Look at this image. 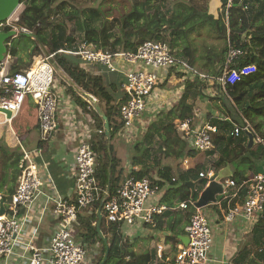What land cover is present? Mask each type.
Returning a JSON list of instances; mask_svg holds the SVG:
<instances>
[{
    "label": "trees",
    "instance_id": "1",
    "mask_svg": "<svg viewBox=\"0 0 264 264\" xmlns=\"http://www.w3.org/2000/svg\"><path fill=\"white\" fill-rule=\"evenodd\" d=\"M74 1L22 0L25 9L20 16L19 25L34 33L35 39H31L33 44L28 49L29 52L33 50L34 53L44 54L46 52L48 55H54L53 64L56 69L62 70L78 87L105 103L104 113L110 122V137L104 134L99 135L101 141L98 139L99 143L92 141L91 144L93 150L98 154L96 178L101 187L106 191L108 190L110 196H113L124 180L125 173L121 160L111 142L122 126L119 121L121 120L120 112L121 107L127 101V97L125 95L116 100L115 93L118 89L115 85H111L110 89L106 88L100 77H94L81 68L78 56L67 54L69 51L74 52L77 43V38L74 35L75 30L70 32L68 21L74 20V18H82L84 10L81 13L77 11L74 14H66L68 21L54 23L50 22V18L53 11H59V8L65 9ZM119 1V4L121 3L119 8L109 6L103 9L105 6H101L100 8L90 9L92 16L90 20L101 21V27L99 29L87 28L83 40L95 45L98 51L108 54L135 53L139 45L146 41L164 42L170 46L177 58L187 62L194 68L198 67L199 60H203L202 67L205 68V71L199 72L195 79L187 80V93L181 103L186 105V101L191 95L205 96L203 90L207 88L209 83L215 81L214 88L219 91L217 100L221 104L218 109L222 115L227 116L231 121L223 122L217 118L211 120V125L216 126L219 130L218 134L214 136V150L209 153L210 155H214V152L219 154L218 159L211 162L212 167L216 173L227 167H234L236 171L229 179L237 185L247 183L250 179L248 170L254 173L257 172L255 169L256 163L264 157V147L255 143L256 146L250 148L247 134L235 138L231 136V132L234 123L244 125L243 118L247 119L246 121L253 127L255 132L264 139V0H219V8L216 12H213L209 6L211 0ZM165 7H170V9L165 10ZM117 27H119L121 35L119 38L112 40L110 34ZM201 27H205L209 32L211 31L214 38L219 40L218 46L206 49L208 57L205 60L204 56L202 58L196 57L197 50L190 41L192 35ZM47 30L52 31L48 36L45 34ZM8 43L12 44L8 48V55L17 56L19 46L14 41ZM229 46L243 53L238 65H235L233 69L240 72L242 67L251 65L255 66L257 70L256 73L244 76L241 81L228 86L225 93L216 79L221 76ZM181 49L183 50L178 53V50ZM216 65L219 67L217 68ZM18 67L20 66H13V69L16 70ZM173 72L174 70L160 72V74L169 73L170 77ZM185 75L177 74L180 78ZM200 75L209 78H203ZM75 99L83 106L85 111L88 110L87 104H83L82 99L76 96ZM30 102V99H26L18 116L27 108ZM89 111L92 113L96 126L103 128L105 121L101 115L93 109ZM192 117V108L187 106L182 116H177V119L185 120ZM159 126L165 127V124L161 123ZM165 128L168 131H173L174 124H169ZM190 153L195 154L196 152ZM20 161L21 157L17 156L5 171L7 176L13 170L15 181L16 177L20 175ZM132 164L139 166L142 165V161L136 158L132 160ZM196 172L200 175L202 173L201 168ZM132 174L138 179L150 178L154 185L161 189L162 184L152 179L149 170H142L141 172L134 170ZM159 175L165 181L172 182L174 180L169 170H160ZM200 184L204 188L207 182L203 180ZM188 189L184 187L183 191H188ZM13 193V191H10V198ZM176 194L177 191L171 193L168 201L165 200L169 207H171L169 201ZM198 196V194H195L193 197L191 192L188 191L180 196L178 204L196 202ZM240 197L245 199L244 190L241 191ZM223 206L225 209L228 208L227 201H224ZM100 209L101 206L98 204L91 214L87 216L80 214L77 222L81 226L79 238L86 245L87 250L101 246V257L97 264H151L153 259L151 253L148 251L136 252L133 249L134 243L129 239L126 240L124 234L116 225L111 224L108 226L103 219H100ZM177 215L179 214L169 211L157 216L155 227L152 228L173 232L174 234L176 232L174 229L181 224L180 216ZM191 215L192 213L185 214V222L188 224ZM164 218H168L167 223ZM166 224L167 231L165 229ZM261 227L259 224L255 227L253 231L254 239ZM173 236L168 237L166 242L176 246L180 242L177 237L178 234ZM103 239L107 240L106 244ZM260 255H264V252ZM247 259V256L242 258V255H239L234 264H242Z\"/></svg>",
    "mask_w": 264,
    "mask_h": 264
},
{
    "label": "built area",
    "instance_id": "2",
    "mask_svg": "<svg viewBox=\"0 0 264 264\" xmlns=\"http://www.w3.org/2000/svg\"><path fill=\"white\" fill-rule=\"evenodd\" d=\"M16 15V14H15ZM15 15L1 24L6 32L15 31L18 35H34L30 30L19 25L20 17ZM15 17V18H14ZM11 45V44H10ZM74 54L82 61L99 65L111 73H124L128 84L124 87L127 101L121 107L122 123L117 133L118 138H131L135 141L138 137L134 129L147 112L151 100L155 97L160 86L168 80L160 72L174 70L170 77L178 73L186 74L182 79L193 80L198 71L187 62L177 58L170 46L164 42L146 41L139 45L135 53L119 52L108 54L98 51L95 45L82 41L75 47ZM242 51L229 46L222 67L221 76L216 79L226 93L227 87L241 81L244 76L256 73L255 66H244L240 72L233 69L238 65ZM54 55L45 54L39 60L35 59L34 65L29 68L16 69V74L11 64V57L0 64V109L11 113V118L0 112L3 124H11L22 110L26 99L39 110L41 143H46L59 128L57 110L59 99L55 92L56 68L53 64ZM138 67L137 70L125 72L126 68ZM203 78H209L200 75ZM212 81V80H210ZM215 82V81H212ZM160 89V90H159ZM244 125L234 123L231 136L240 138L252 133L255 143L264 147L261 138L253 127L243 119ZM220 121H231L229 118ZM177 131L192 141L193 147L207 153L214 149L213 135L219 132L211 124L202 127L194 126L193 119L180 120L176 125ZM97 129V135H106L105 127ZM23 159L20 164V175L14 193L8 202L0 194V260L16 255V248L21 247L29 264H87L88 250L83 242H79L74 234L73 227L78 222L79 215L89 208L100 205V215L107 225H116L126 236L134 232L139 226L155 227V218L165 214L169 208L165 205H149L154 198L158 187L150 178L138 179L132 171L125 172L124 180L120 183L115 195L110 196L99 184L96 174L98 169V154L93 150L92 144L83 141L76 152V177L74 195L71 199L59 198L56 202L54 214L58 218V229L52 235L47 249H42L34 244V240L23 243L21 236L26 226V216L22 211H28L35 200L45 195L43 188L46 184L54 185L53 181H46L42 176L43 167L37 163V158L43 154V148L28 152L22 147ZM215 172L201 173L202 179L214 180ZM235 188L234 197L247 190L245 203L241 208H236L227 214L228 220L236 216L252 220L264 212V173L253 175L244 185H237L234 181H227L224 186L226 199L230 197L229 189ZM195 208L190 222L186 227L189 239L188 245H177L172 249L165 241L156 247V261L153 264H204L208 260L209 252L213 245V233L210 222L205 214L196 207L195 202H184L179 209L188 211ZM259 252H264V244Z\"/></svg>",
    "mask_w": 264,
    "mask_h": 264
},
{
    "label": "crops",
    "instance_id": "3",
    "mask_svg": "<svg viewBox=\"0 0 264 264\" xmlns=\"http://www.w3.org/2000/svg\"><path fill=\"white\" fill-rule=\"evenodd\" d=\"M218 8L219 2L214 6L213 12H216ZM78 60L81 68L94 77H100L106 88L110 89L111 85L116 86L118 89L117 93H115L116 100L125 96L124 88L122 90L119 88V85H122L123 76L126 77L124 73H112L117 75L113 78H107L104 73L105 68L84 62L81 59ZM216 67L218 68L219 66L216 65ZM132 69L137 70L139 68L132 67ZM57 70H59L58 72L61 74L59 76V73L56 71V75L58 76L55 81V92L60 102L59 109L57 110L59 128L48 142L41 143L39 110L32 102H30L27 108H25L11 124H3V117L0 119V194L4 197L5 202L10 200L9 193L10 191L14 192L18 180V177H16L15 181L13 170L6 176V168L10 166L17 156L21 157V164L23 159L22 147L28 152H34L39 148H43V154L41 157L37 158V163L40 167L44 168V171L42 170L43 178L46 181H53L54 185L46 184L43 188L45 195H41L35 200L28 211H22V216H26L27 221L24 233L21 236V241L23 243H29L31 240H34V244L42 249H47L49 247L50 239L58 229V218H56L54 214L56 202L59 198L71 199L74 195L76 177L75 155L79 145L83 141L89 143L92 141L99 143L98 139L101 141L98 135H96L97 126L89 110H95L102 118L105 116V103L78 87L62 70L59 68H57ZM128 71H130V68L125 69V72ZM162 76L164 77L165 75ZM173 78H176L178 83L177 88L170 87L168 91L167 87L169 83L175 82L172 80ZM173 78L168 76V80L161 84V90L159 89L160 91H158L151 100L147 109L148 111L134 129V133H136L138 137L139 135H145L144 138L146 140V135L149 134L150 129H152L158 121L162 123V119L158 120L159 117L166 114L168 115L171 111H176L177 108L183 106L181 100L186 92L187 81L178 76ZM212 86L213 83H209L207 88L203 90L205 96L190 94L191 96H189L186 105H184V109H187V106L192 108L193 117L190 119H193L194 126L196 127L212 124L211 120L214 118L218 120L228 118L220 113L218 107H221V104L220 101L217 100L219 91ZM75 96L82 99L83 104H87V111L79 104ZM174 104L177 106L173 108ZM159 114H161V116ZM179 115V113H175V116ZM179 121L180 119L176 118L175 124ZM176 133L178 139H173V142H170V140L167 141V145H170L175 151L171 152V155H163L164 157H162V159H157L156 163H154L152 167H148V169H142V166L138 165L134 166L132 160H124L118 154L117 156L122 161L121 164L124 173L132 169L137 172L149 170L152 179L162 184L161 189L158 188L156 195L148 204L156 206L166 205L169 208L167 212L171 211L179 214L177 216H180L181 224L174 229V231H176L174 234H178L177 237L180 241L178 245H185V243L181 241L182 238H188L186 234L188 223L185 222V214H193L196 210L195 208H191L192 210L190 209L188 211L180 210L179 205L182 203L178 204L179 198L181 195L190 191L193 197L195 194L199 195L198 200L195 202L196 204L198 203L202 193L209 187L211 182L207 179H202L196 171L200 168L202 173L206 174L214 171L211 162L216 161L219 154L214 152V155H210L209 153L214 149L208 153L199 152L193 147L191 140L186 138L183 134H178V131ZM214 136L215 134L213 135V139ZM123 139L133 143L131 138ZM255 146L256 145H254V147ZM190 152L196 153L191 154ZM255 169L257 171L256 173L248 170L250 178L253 175L264 173V157L256 163ZM160 170H169L174 180L168 182L161 179L159 175ZM226 170H229L231 176L234 171H236L234 167H227ZM221 171L218 173L214 172L215 174H219ZM228 179L229 178L222 182L224 186L226 182L230 180ZM203 180L207 182L204 188L200 184ZM191 185H193L194 188L191 187ZM184 187L187 189L189 188L188 191H183ZM175 191H177V194L174 197L172 196V200L174 201H169L171 203V207H169L165 200L168 201V197ZM229 192L230 197L227 199L225 194L222 196L219 195L217 196L216 203L209 204L207 207L200 209L201 212L207 216L213 233V245L209 252L208 260L204 264H234L235 259L239 255H242V258L248 257L246 261H241L242 264H264V255H260L263 252H259L264 244V212L256 216L252 222L245 219L243 215L236 216L233 220H228L227 214L229 211L241 208L247 196L246 194L245 199H242L240 194L234 197L237 193L235 188L229 189ZM224 201H227V209L223 206ZM94 209L95 206L81 214L87 216L91 214ZM164 220L166 223L168 222V218H164ZM258 224L262 227L258 230L260 234L258 232L257 237L254 239L253 231ZM166 227L167 224L165 225V229ZM80 230V223H76L73 227L76 239L79 238ZM174 234L173 232L156 230L152 227L147 228L146 226H139L134 232H131L128 237L131 236L130 240H135L132 241L134 246H136V242L139 240L140 242L148 240L146 251L151 253L153 258L151 264H153L156 261L157 245L164 241L166 242L168 237H174ZM176 246H173L172 249H175ZM98 247L99 246H96L94 249ZM0 264H29V262L24 250L21 247H17L16 255L8 259H1Z\"/></svg>",
    "mask_w": 264,
    "mask_h": 264
},
{
    "label": "rangeland",
    "instance_id": "4",
    "mask_svg": "<svg viewBox=\"0 0 264 264\" xmlns=\"http://www.w3.org/2000/svg\"><path fill=\"white\" fill-rule=\"evenodd\" d=\"M119 0H75L74 2H71L69 6L65 7V9L59 8V11H53L51 14L50 22H58V21H68L67 20V15L66 14H74L77 11L81 13V11L84 10V13L82 14V18H74V20H69L68 23L70 24L69 30L70 32H73L74 30V35L77 38V43L76 46L80 44V42L83 41L84 36H85V31L86 29H99L101 27V21L99 20H90L91 19V11L90 9L94 8H100L101 6H105L103 9L108 8L109 6L119 8ZM219 0H211L210 1V7L212 11H214V6L216 3H218ZM159 3V2H158ZM104 4V5H103ZM170 9V7H165L164 9ZM25 9L24 4L20 6L18 11L16 12L15 17L17 18L18 16L20 17ZM14 17V18H15ZM71 21V22H70ZM84 25V27H83ZM51 30H47L45 32L46 36L51 34ZM121 35L119 27L115 28V30L110 34L111 39L115 40L119 38ZM32 37H25L21 36L18 39L13 40L15 44H17L18 49H19V54L17 56H11L7 55V57H11V64L13 66H20L22 69L29 68L31 65L35 63V59L39 60L41 56H45L46 52L44 54H40L38 52H35L32 50L29 52V48H31L33 44V39ZM192 45L196 48L197 50V55L196 57L202 58L203 56L205 59L208 57V51L206 50L209 47L213 46H218L219 40L214 38V34L210 31H207L205 27H201L198 31H196L192 37L191 40ZM35 47V46H34ZM181 50H178V53ZM177 53V51H176ZM203 60L198 61V67H195L198 72L202 73L205 71V68L202 67ZM130 70L132 67H130ZM58 72L59 70L56 69ZM59 73V72H58ZM104 73L106 74L105 77L107 78H113L117 74H112L110 71L104 69ZM61 74L59 73V76ZM58 75H56L57 77ZM176 77V76H174ZM122 78V76H121ZM173 78V77H171ZM175 81L174 83H169L167 89L169 91L170 87L177 88V81L176 78L172 79ZM122 85H119L120 90H122L127 84L128 80L125 76L122 78ZM213 83V86H215V83ZM174 84V85H171ZM124 85V86H123ZM125 90V89H124ZM194 91V89H193ZM187 93V87H186V92ZM185 94L182 96L184 97ZM179 104V103H178ZM172 105V104H171ZM181 105V104H180ZM177 106L176 104L173 105V108ZM172 109V108H171ZM184 105L181 106L180 108H177L176 111H171L167 116L159 114L161 117H159L158 120H161L162 123L165 124V127H168L169 124H174V130L173 131H168L167 128L164 126H159L161 123L158 121L155 126L150 129V132L148 135H146V140H145V135L137 137L135 141L133 140V143L130 141H125L122 138H117L115 137L111 144L115 147L116 153L122 157L124 160H133L135 158L141 159L142 161V169H148V167H152L154 163H156V160L162 159L164 157L163 155H171V152H174L175 150L171 148L170 145L168 144V140L170 142H173V139H178L176 137L177 135V129L175 124V120L177 116H175V113H179L180 116H182L184 112ZM0 119H2V115H0ZM179 134V132H178ZM181 134V133H180ZM261 137V136H260ZM262 138V137H261ZM171 144V143H170ZM166 156V158H167ZM122 163V161H121ZM147 171V170H146ZM230 193V192H229ZM222 196V195H220ZM125 239L131 238L126 236L124 234ZM79 242H82L81 239L77 238ZM130 241H135V240H130ZM148 245V240L146 241H137L136 246H133V249L136 252H145L146 247ZM101 257V246H99L97 249L91 248L88 250V262L87 264H97Z\"/></svg>",
    "mask_w": 264,
    "mask_h": 264
},
{
    "label": "water",
    "instance_id": "5",
    "mask_svg": "<svg viewBox=\"0 0 264 264\" xmlns=\"http://www.w3.org/2000/svg\"><path fill=\"white\" fill-rule=\"evenodd\" d=\"M22 5V0H0V26L4 22H6L8 19L12 18L20 6ZM21 36L25 37H32L30 34H22L18 35L15 31H8L6 33L0 32V64L6 59L8 55V48L12 45L11 43H8L9 41H13ZM11 44V45H10ZM16 70L12 71L11 74H16ZM0 112L2 114H5L8 118H11V113L0 109ZM105 121V130H106V136L110 137V122L106 116L103 117ZM248 141H249V147L252 148L255 145V137L252 133H247ZM231 175L229 173V170H223L219 174H216L214 177V180L211 181V184L209 187L202 193L198 203L196 204V207L198 209H203L207 207L209 204L216 203L217 202V196L224 194V184L222 183L227 178H230ZM193 187V185H191ZM194 188V187H193ZM245 195L247 194V190H244ZM5 212L4 209L0 210V214H3ZM101 214V213H100ZM100 219H102V216L100 215ZM98 231L100 232V229L98 228ZM185 239V240H184ZM104 243H107L106 239H103ZM185 245H188L189 239L188 238H182L181 240Z\"/></svg>",
    "mask_w": 264,
    "mask_h": 264
},
{
    "label": "flooded vegetation",
    "instance_id": "6",
    "mask_svg": "<svg viewBox=\"0 0 264 264\" xmlns=\"http://www.w3.org/2000/svg\"><path fill=\"white\" fill-rule=\"evenodd\" d=\"M1 33H6V31L3 28H0Z\"/></svg>",
    "mask_w": 264,
    "mask_h": 264
},
{
    "label": "bare ground",
    "instance_id": "7",
    "mask_svg": "<svg viewBox=\"0 0 264 264\" xmlns=\"http://www.w3.org/2000/svg\"><path fill=\"white\" fill-rule=\"evenodd\" d=\"M228 97H229V96H228ZM91 104H92V103H91ZM91 104H90V105H91ZM93 104H94V103H93ZM93 106H94V105H93ZM93 106H92V107H93ZM147 111H148V110H147ZM239 113H240V112H239ZM89 114H90V113H89ZM240 115H241V114H240ZM244 118H245V117H244ZM246 120H247V119H246ZM176 129H177V128H176ZM96 135H97V134H96ZM104 135H105V134H104ZM182 140H183V139H182ZM207 153H208V152H207ZM69 198H70V197H69ZM108 226H109V225H108Z\"/></svg>",
    "mask_w": 264,
    "mask_h": 264
},
{
    "label": "clouds",
    "instance_id": "8",
    "mask_svg": "<svg viewBox=\"0 0 264 264\" xmlns=\"http://www.w3.org/2000/svg\"><path fill=\"white\" fill-rule=\"evenodd\" d=\"M32 39H35V38H34V35L32 36Z\"/></svg>",
    "mask_w": 264,
    "mask_h": 264
}]
</instances>
